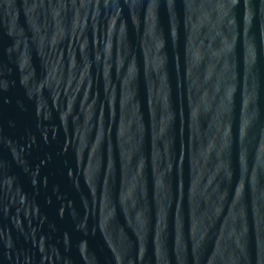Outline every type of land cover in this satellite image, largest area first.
Returning <instances> with one entry per match:
<instances>
[{
    "label": "water",
    "instance_id": "obj_1",
    "mask_svg": "<svg viewBox=\"0 0 264 264\" xmlns=\"http://www.w3.org/2000/svg\"><path fill=\"white\" fill-rule=\"evenodd\" d=\"M0 264H264V0H0Z\"/></svg>",
    "mask_w": 264,
    "mask_h": 264
}]
</instances>
